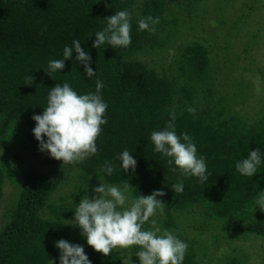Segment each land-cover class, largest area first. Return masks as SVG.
Segmentation results:
<instances>
[{"label": "trees", "instance_id": "1", "mask_svg": "<svg viewBox=\"0 0 264 264\" xmlns=\"http://www.w3.org/2000/svg\"><path fill=\"white\" fill-rule=\"evenodd\" d=\"M219 1L106 0L111 5L106 7L105 0H0V199L7 186L13 187L0 228V264H59L54 242L61 238L84 245L92 264H121V254L138 264L136 246L105 257L87 245L79 227L67 224L79 200L94 195L93 187L100 184L97 174L106 183L128 180L134 196L165 192L159 197L164 216L157 224L188 244L183 264H218L217 256L221 261L226 256L224 264L248 263L234 241L264 238V211L253 207L255 193L264 190V163L253 177L241 176L234 165L253 149H261L264 158V106L254 115L246 114L242 97L252 83L239 81L237 90L228 86L235 65L229 40L241 37L259 9L243 5L229 13L230 0ZM123 9L132 13L128 48H93L104 18ZM148 15L160 18L152 34L137 30L136 21ZM199 32L212 36L203 38ZM259 37L260 26L247 52ZM74 39L91 55L96 76L84 75L76 53L62 72L47 75L49 59H61L64 46ZM253 63L264 80L260 62ZM97 78L108 104L98 151L81 163L63 165L38 150L32 116L42 114L47 94L57 83L68 82L78 93L95 92ZM170 111L177 115V134L192 137L210 173L205 184L195 177L182 178V193L170 186L181 177L153 151L149 139L152 131L164 127ZM124 149L137 161L135 172L120 167L117 156ZM106 160L115 165L110 177L99 171ZM187 211L192 220L178 221ZM223 245L240 256L219 255Z\"/></svg>", "mask_w": 264, "mask_h": 264}, {"label": "clouds", "instance_id": "2", "mask_svg": "<svg viewBox=\"0 0 264 264\" xmlns=\"http://www.w3.org/2000/svg\"><path fill=\"white\" fill-rule=\"evenodd\" d=\"M106 7H110L105 0ZM105 26L95 32L93 48L107 44L114 50L127 49L131 44L132 13L128 9L115 10L114 14L104 18ZM138 31L155 32L160 23L159 17L148 15L136 21ZM76 53L75 61L83 65L84 75L91 79L96 76L90 66L92 57L81 47V40L74 39L71 46L65 45L61 59H49L44 68L52 77L55 72H62L65 61ZM103 82L97 78L95 92L78 93L68 82L57 83L50 88L42 114H34V138L39 142L38 150L65 164L83 162L98 151L97 138L102 125L107 123L105 116L108 104L101 96ZM194 114V109L187 108ZM169 119L164 127L152 131L149 139L153 151L166 158L173 173L181 179L171 183L174 193L184 191L182 178L195 177L197 182L205 184L210 173L207 171L206 158L197 154V146L187 132H176L175 111L169 112ZM261 149L250 150L247 157L238 160L234 167L237 173L253 177L264 163ZM124 172H135L137 161L124 149L117 156ZM105 176H112L115 165L106 160L100 170ZM93 187L94 195L85 196L74 207L73 219L67 224L79 227L82 237L93 250L108 257L113 250L129 249L136 246L135 257L138 264H183L188 244L166 228L155 226L150 219L157 213H163L164 203L159 199L165 192L154 190L149 195H133V185L128 180L120 184L106 183L103 179ZM264 211V190L255 193L253 207ZM149 224L150 227L144 226ZM54 246L59 250V264H92L84 250V245L58 239ZM121 264H136L132 256L121 254ZM54 264V262H53Z\"/></svg>", "mask_w": 264, "mask_h": 264}, {"label": "rangeland", "instance_id": "3", "mask_svg": "<svg viewBox=\"0 0 264 264\" xmlns=\"http://www.w3.org/2000/svg\"><path fill=\"white\" fill-rule=\"evenodd\" d=\"M218 2L220 3L219 0ZM229 4V13L236 12L243 5L252 7L256 4V7L259 9V13L254 16L252 22L244 28V33L241 35V37L238 36L229 40V42L232 43L233 46L232 51L229 52V56L235 59V65L232 66V69L230 71V74L233 75V77H231V80H229L228 86L234 90H237L239 88V86L237 85L239 81H242V83L245 82L246 84L252 83V85H250L246 89V92L243 93V95L245 96H243L242 93L237 95L240 97L243 96L242 98L245 100L244 107L242 108L243 111L248 115H254L258 113V111H260L262 106H264V99L258 97L259 95L261 97H264V80L262 79V74L257 73V65L253 63L254 60H256V62H260L258 67L264 70V0H230ZM216 6V3L213 4L212 9H214ZM218 14H221V11H219ZM259 26L261 28V37L255 40L253 47H250L249 51L247 52L245 50L247 43L252 41L250 40L251 36L255 32L256 27ZM199 35L203 38H209L212 36L209 33L205 32H199ZM219 39L222 43L223 41H225L222 40L221 36L219 37ZM237 56H239L240 59H237ZM251 79L253 80V82H251ZM2 151L3 150H1L0 148V152ZM56 178L61 179V177L58 176ZM66 190L67 192H69L70 188H66ZM12 191L13 187L7 186L4 190L2 199H0V228L3 225L5 219L4 205L8 201H10V199H12ZM164 211L163 213H157L154 217H151L152 220H155L156 227H158V219L164 216ZM189 220H192L190 211L181 212V215L178 216V221L180 222L187 224ZM203 240L207 243L212 242V239H210L209 237H204ZM234 242V245H237L240 248L239 251L245 252V255L249 257L247 264H264V238L259 236H247L246 238L237 239ZM239 251H232V249H230L229 251V249L223 245L221 250L219 251V255L224 256V252H226L230 255L236 256L237 258L238 256H240V253L238 255ZM216 261L218 264H224L228 262L226 256L222 261L219 260V257L217 256Z\"/></svg>", "mask_w": 264, "mask_h": 264}]
</instances>
